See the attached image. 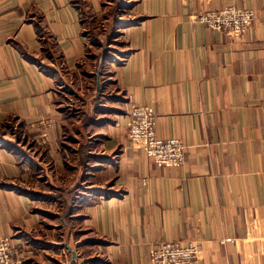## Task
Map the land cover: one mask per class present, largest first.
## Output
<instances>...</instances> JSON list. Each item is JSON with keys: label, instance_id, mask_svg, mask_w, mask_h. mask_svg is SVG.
Segmentation results:
<instances>
[{"label": "crops", "instance_id": "crops-1", "mask_svg": "<svg viewBox=\"0 0 264 264\" xmlns=\"http://www.w3.org/2000/svg\"><path fill=\"white\" fill-rule=\"evenodd\" d=\"M229 4L255 12L240 37L194 21ZM134 105L184 144L181 166L130 144ZM11 121L0 238L23 264H150L169 241L199 244L200 264H264V0H0Z\"/></svg>", "mask_w": 264, "mask_h": 264}, {"label": "built area", "instance_id": "built-area-1", "mask_svg": "<svg viewBox=\"0 0 264 264\" xmlns=\"http://www.w3.org/2000/svg\"><path fill=\"white\" fill-rule=\"evenodd\" d=\"M184 4L189 0H181ZM255 19L252 9L229 4L195 16L194 21L208 28L240 37ZM156 116L151 106L134 105L129 113L128 140L158 166L179 167L184 163L185 146L179 139L156 136ZM201 247L195 242L169 241L150 250V264H200ZM0 264H23L8 237L0 238Z\"/></svg>", "mask_w": 264, "mask_h": 264}, {"label": "rangeland", "instance_id": "rangeland-1", "mask_svg": "<svg viewBox=\"0 0 264 264\" xmlns=\"http://www.w3.org/2000/svg\"><path fill=\"white\" fill-rule=\"evenodd\" d=\"M113 8L115 9V5H113ZM117 9H119V8L117 7ZM119 11L123 12L124 9L120 8ZM118 14H120V12H118ZM121 14L123 15L125 13H121ZM116 42H118V43L116 44ZM106 46H107V44L104 46V48ZM123 50H124V48L122 47L121 42H119V39L116 38V40H113V42L109 41L107 49L106 50L102 49V52L104 55L106 54L105 56L107 57V59L112 60V58L117 59V57H119L121 54H123ZM17 127H18V124L15 121H11V123H9V125L0 126V141H2V140L8 141V139H5L4 136H6L8 138L11 137L12 136L11 133L14 131V128L17 129ZM7 141H5V142H7ZM90 235L91 234H88V236H90Z\"/></svg>", "mask_w": 264, "mask_h": 264}, {"label": "water", "instance_id": "water-1", "mask_svg": "<svg viewBox=\"0 0 264 264\" xmlns=\"http://www.w3.org/2000/svg\"><path fill=\"white\" fill-rule=\"evenodd\" d=\"M68 250H69V251H72L71 248H68ZM72 254H73V255H72V258H73V260H74V259L76 258V254H75V252H72Z\"/></svg>", "mask_w": 264, "mask_h": 264}, {"label": "trees", "instance_id": "trees-1", "mask_svg": "<svg viewBox=\"0 0 264 264\" xmlns=\"http://www.w3.org/2000/svg\"><path fill=\"white\" fill-rule=\"evenodd\" d=\"M4 125L6 126V125H9V124H1L0 126H4ZM0 143L2 144V141H0ZM5 144L8 145L9 143H5Z\"/></svg>", "mask_w": 264, "mask_h": 264}]
</instances>
